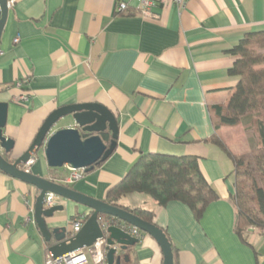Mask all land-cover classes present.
Listing matches in <instances>:
<instances>
[{
    "label": "crops",
    "instance_id": "crops-1",
    "mask_svg": "<svg viewBox=\"0 0 264 264\" xmlns=\"http://www.w3.org/2000/svg\"><path fill=\"white\" fill-rule=\"evenodd\" d=\"M118 1L133 14L116 13ZM137 4L13 0L0 43V101L9 102L6 135L15 142L9 156L27 151L53 110L100 103L118 122L117 146L71 188L105 200L142 153L197 156L218 194L200 219L181 201L159 206L141 193L124 196L121 204L155 212L173 244L175 264H264V237L249 228L250 246L234 229V163L209 141V107L228 104L240 79L229 72L237 59L229 51L249 32L264 31V0H186L183 8H158L159 17L150 19ZM23 94L27 101L20 100ZM260 101L264 113V93ZM67 124L61 120L53 132ZM234 129L223 127L222 133L236 153ZM34 160L30 172L65 184L70 167L51 172L43 149ZM36 197L32 185L0 171V264H45L50 252L34 220ZM55 202L65 209L47 219L52 227L91 213L71 200ZM120 254L122 264L164 262L147 233Z\"/></svg>",
    "mask_w": 264,
    "mask_h": 264
},
{
    "label": "water",
    "instance_id": "water-1",
    "mask_svg": "<svg viewBox=\"0 0 264 264\" xmlns=\"http://www.w3.org/2000/svg\"><path fill=\"white\" fill-rule=\"evenodd\" d=\"M10 1L0 0V43ZM8 107L9 102L0 101V170L37 190L33 216L42 237L49 245L48 251L54 258L91 247L95 242L103 240L107 264H122L123 255L120 252L123 253L140 242V237L123 227L128 226L151 235L158 242L163 252V264H175L171 241L161 226L105 200L88 196L23 168L43 149L50 168L68 166L72 169H84L86 172L92 170L95 164L105 161L117 146L119 125L110 109L97 102H87L68 104L53 110L44 120L27 151L9 161L4 154L12 153L15 142L6 135ZM61 120H67V126L53 132ZM107 131L112 134L110 142H106L102 136ZM49 192L54 193L57 198L71 200L91 210L79 232L72 235L68 225L52 227L48 224V218H54L58 211L65 209L63 204L57 203L45 206L46 194ZM113 219L121 223H114ZM124 259L129 260V255L124 254Z\"/></svg>",
    "mask_w": 264,
    "mask_h": 264
},
{
    "label": "trees",
    "instance_id": "trees-1",
    "mask_svg": "<svg viewBox=\"0 0 264 264\" xmlns=\"http://www.w3.org/2000/svg\"><path fill=\"white\" fill-rule=\"evenodd\" d=\"M122 14L133 13L128 9ZM229 53L237 57L229 72L240 79L228 104L209 107L213 125L209 141L219 146L234 163L235 193L232 204L237 213L234 229L241 240L251 246L246 241L249 228L256 229L264 237V118L260 104V95L264 93V31L249 32ZM238 125L254 129L256 143L249 155L234 154L220 134L222 126ZM102 136L110 142L112 134L107 131ZM10 154L6 152L4 156L12 161ZM103 162L95 164V167ZM58 169L50 168V171L57 172ZM132 193L148 195L159 206L181 201L193 210L197 219L202 217L209 204L218 199L217 192L201 172L199 158L192 155L142 153L124 178L109 190L106 202L156 223L154 211L121 204V199ZM89 216L90 213L87 218ZM113 222L121 223L117 219ZM142 234L145 232L141 231Z\"/></svg>",
    "mask_w": 264,
    "mask_h": 264
},
{
    "label": "built area",
    "instance_id": "built-area-1",
    "mask_svg": "<svg viewBox=\"0 0 264 264\" xmlns=\"http://www.w3.org/2000/svg\"><path fill=\"white\" fill-rule=\"evenodd\" d=\"M11 3L13 0L10 1ZM10 3V4H11ZM169 4H175L179 8H183L186 4V0H138L136 9L138 13L147 18H158L159 13L157 9ZM129 4L125 1H118L116 3V13L122 14L124 11H128ZM15 42H19V37L15 39ZM21 85V84H20ZM20 100H28L27 95L23 94ZM34 158H31L27 164L24 165L26 171H30V166L34 162ZM68 177L64 179L65 184H72L81 179L86 171L84 169H70ZM56 195L54 193H47L45 198V206L49 207L55 204ZM87 220V214H78L71 220V224L68 225L71 230V234L74 235L79 232ZM124 229L130 231L133 235L141 237V231L135 227L123 226ZM45 264H107L105 242L103 240L95 242L91 247L82 248L77 251L64 255L62 257L54 258L50 253L46 258Z\"/></svg>",
    "mask_w": 264,
    "mask_h": 264
},
{
    "label": "rangeland",
    "instance_id": "rangeland-1",
    "mask_svg": "<svg viewBox=\"0 0 264 264\" xmlns=\"http://www.w3.org/2000/svg\"><path fill=\"white\" fill-rule=\"evenodd\" d=\"M262 117L264 118V113H262ZM61 122V121H60ZM58 122L56 124V126L60 123ZM223 127H228L229 126H222L220 129V134L222 136V138L225 140V142L228 144V146L230 147L231 151L238 155V156H242V155H249V153H251L253 146L256 143V138H255V134H254V129L253 130H248L247 127H245L244 125H238V126H234L237 127L236 132H234L233 138H235V150L237 151L236 153L232 150L230 143H228V141L225 139L223 133H222V128ZM231 127V126H230Z\"/></svg>",
    "mask_w": 264,
    "mask_h": 264
}]
</instances>
